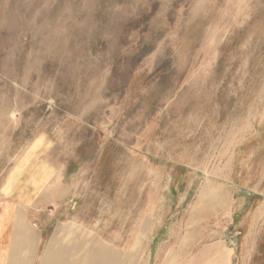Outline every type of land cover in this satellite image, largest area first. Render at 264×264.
Masks as SVG:
<instances>
[{
	"label": "rangeland",
	"instance_id": "1",
	"mask_svg": "<svg viewBox=\"0 0 264 264\" xmlns=\"http://www.w3.org/2000/svg\"><path fill=\"white\" fill-rule=\"evenodd\" d=\"M27 153L58 264H264V0H0V205Z\"/></svg>",
	"mask_w": 264,
	"mask_h": 264
},
{
	"label": "crops",
	"instance_id": "2",
	"mask_svg": "<svg viewBox=\"0 0 264 264\" xmlns=\"http://www.w3.org/2000/svg\"><path fill=\"white\" fill-rule=\"evenodd\" d=\"M28 156L25 154L14 167L2 189L5 201L0 205V264H58L62 252L67 250V244L61 242L62 235L72 232L57 231L53 227L47 230L29 219L27 206L35 199L31 191L36 192L47 183L48 173L39 179L31 176L28 189L23 190L14 178L27 165Z\"/></svg>",
	"mask_w": 264,
	"mask_h": 264
}]
</instances>
